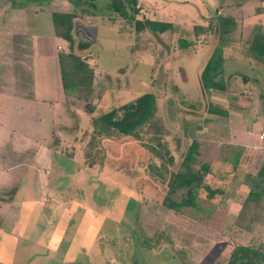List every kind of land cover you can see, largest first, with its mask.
<instances>
[{"label":"rangeland","instance_id":"obj_1","mask_svg":"<svg viewBox=\"0 0 264 264\" xmlns=\"http://www.w3.org/2000/svg\"><path fill=\"white\" fill-rule=\"evenodd\" d=\"M19 1H43L45 10L51 12L75 11L76 27L85 23V18L93 22L89 31L96 41L91 45V62L97 67L98 84L95 82L93 96L97 99L92 97V103L101 110L118 109L145 93L154 94L156 105L152 118L137 134L119 138L116 132L100 135L94 127L88 128L85 110L91 102L80 100L76 109L81 132L75 134V142L70 144L74 148L68 150L63 144L56 150V142L55 148L50 146L52 136L44 131L42 135L40 130L37 138L44 139L40 144L48 141L51 147V157L44 160H53L43 166L48 174L44 187L40 183V193L34 188L31 194L43 198L42 208H32L31 199L34 202L36 197L30 198L29 204L20 193L12 199L15 183L0 187V208L14 200L21 206L25 203L24 210H29V215H23L22 209L11 217L15 220L12 232L8 230L11 223L0 226L4 227L0 229V264H227L237 245H261L264 251V220L250 223L249 230L235 225L242 195L233 187L230 164L222 162L232 154L230 149L223 150L229 145L225 143L227 125L222 126L226 121L206 112L208 105L217 108L218 101H209L199 82L204 55L213 50V60L218 61V55L221 58V83L234 93L244 92L241 97L246 103L252 99L247 91L256 88L254 83L235 80L236 73L250 75L256 66L245 59L251 57V48L241 43L236 46L242 55L233 65L235 55L225 51L230 46L224 21L235 24L239 13L234 20L228 14L216 15L218 0H135L133 6L129 0H121L136 20L172 24V29L157 33L135 30L131 16L111 10L112 0ZM198 11L220 26L219 41L213 46L210 33L204 37V45L193 35L192 27L198 21L190 18L198 17ZM181 40L187 41V48L179 47ZM86 55L80 57L87 61ZM259 81L264 93L263 76ZM47 121L42 119L43 127ZM68 121L73 126L74 120ZM213 128L215 136L209 134ZM16 138L10 139L9 146L19 145ZM193 140L199 143V156L192 168L208 164L210 170L202 184L222 194L216 192L209 199L201 187L196 191L198 209L175 213L162 205L161 195L168 193L174 173L183 170L181 157ZM78 141L81 151L74 145ZM1 152H16L22 159L31 154L25 149ZM43 156L49 157L45 152ZM183 191L180 188L174 196L179 198ZM37 212L39 218L33 223ZM21 215L24 223L17 219Z\"/></svg>","mask_w":264,"mask_h":264},{"label":"crops","instance_id":"obj_2","mask_svg":"<svg viewBox=\"0 0 264 264\" xmlns=\"http://www.w3.org/2000/svg\"><path fill=\"white\" fill-rule=\"evenodd\" d=\"M218 2H220V5L215 10L216 15L228 14L227 17H231L233 20L234 17L237 18L238 13L241 16L239 17L240 19L234 20L235 24H228V20L224 21L223 24L225 28L223 30L230 46L225 51L236 57L232 65L238 64V56L242 55V52L236 47L240 43L248 46L247 48H251V57L245 58L246 61L256 63V66L250 71V75L236 73L235 76V80L239 79L244 83L250 81L256 87L247 91V94L252 96V99L247 101V103L244 101V96L241 97L244 92L234 93L232 92L233 90L229 89H226L225 92L211 91L206 96L209 101H218L217 108L219 107L226 112V116L222 118V121H226V124H222V126L227 125L228 129L225 143L231 146V150L235 148L242 149L240 162L236 170L231 168L230 176L234 179L233 187L235 191L242 195L241 200L243 201L249 187L242 184L241 176L244 174L255 175L264 160V109L262 107L264 93L261 88L262 83L259 81L261 76H263L264 80V0H228L225 2L224 0H218ZM223 2L225 5H221ZM45 6L46 4L43 1L40 3L24 1L22 3L19 0L16 2L13 0H0V187H5L6 183H15L12 199H15L17 193H20L21 198H26L25 202L27 204H29L28 200L30 198L36 197V195L31 196L34 188L40 193V183L43 185L46 175H48L46 173L47 170L43 166L51 165L53 162L51 159H49L48 163L45 161L51 157V154H48L51 149L50 146L53 145L55 148L56 142V150L60 148L61 144L67 150L74 148L70 144L75 142V134L81 132L80 127L77 126L78 112L76 104L82 99L66 95L61 84L58 56L60 53L68 52V44L56 36L52 12L46 11ZM223 7L228 12H225ZM239 8L241 10H238ZM197 15L198 17L196 18H190L198 21L192 27L193 35L198 39H202L199 40V45H204L207 43L204 37L207 38L206 34L210 33L213 46L219 33L218 26L215 25V23L218 25V22H215L213 18L200 14L199 11ZM92 25L93 22L86 20V18L85 23H81L77 27L74 22L73 54L80 57L84 53L90 58L87 61L86 59L83 60L93 69V88L97 89V67L91 62L93 61L91 45L96 41L95 35L89 31ZM211 25H215L213 31L211 30ZM80 38H91L92 40L82 43ZM232 38L233 41L231 40ZM61 42L64 44L62 45ZM83 44H85V47L80 48ZM211 51L205 53L203 66ZM80 58L82 59V57ZM223 75L224 72L222 71V77ZM95 82H97L96 85ZM92 97L94 96L91 95L89 97V101L94 109L92 112L85 110V114L89 120L88 128L92 130L94 127L98 131L94 124V119L108 111H103L100 109V105L98 107L96 103H92ZM94 98L97 99V96ZM101 101H103V98L100 99ZM69 118L74 120L73 126L67 123ZM42 119H48L45 127H43L44 122L41 124ZM84 128L85 132L86 127ZM40 130L42 135L45 132V134L48 133L52 136L50 146L48 141L40 144V141L44 140L42 137L37 138V135H40ZM216 133L214 128L210 129V135L215 136ZM15 136H17L16 140L19 145L17 147L9 146L11 143L10 139H15ZM74 145L81 151L79 141L74 143ZM9 149L30 150L31 154L27 153L29 154V159H22L16 152V155L12 152H1L9 151ZM44 152L49 157H44ZM69 155L71 156V153ZM70 156H64V159H69ZM37 157H40V159ZM28 182L35 184L31 186L27 184ZM21 183L25 184L22 185ZM21 187L22 190L20 189ZM35 199L37 200L34 202L33 198L31 199L32 204H30L33 206L31 207L37 206L40 210L43 198L41 200L37 196ZM18 206L21 208L17 209ZM23 206H26L25 203L21 206L20 203L10 200L5 206L1 207L2 222H0V226L3 223L4 225L11 223L10 227L7 226L9 227L8 230L12 232L13 230L11 231V229L15 227L13 224L15 220L11 219V217L14 214L18 215L19 210L21 211L22 209L23 215H29V210H24ZM38 214L39 212L34 217L33 223L38 220ZM23 215L17 218L21 223H24L25 220ZM15 234L17 238L21 239V234H17V231H15Z\"/></svg>","mask_w":264,"mask_h":264},{"label":"trees","instance_id":"obj_3","mask_svg":"<svg viewBox=\"0 0 264 264\" xmlns=\"http://www.w3.org/2000/svg\"><path fill=\"white\" fill-rule=\"evenodd\" d=\"M127 3L133 6L135 5V0H129ZM110 7L113 12L118 13L120 16H131L130 18L133 19V24L137 31L147 29L151 32L162 33L173 27L172 24L165 22L134 19L132 14L127 13L125 5L121 0H112ZM137 11L136 9L134 10V12ZM51 15L56 36L68 44V52L60 53L58 56L62 89L66 95L86 101L93 95L94 72L83 59L73 54V19L76 17V13L75 11H53ZM215 25L220 29L219 25L216 23ZM215 25H211L212 31ZM219 38L220 33H218L214 45L219 41ZM188 45L185 40L179 41V47L182 49L187 48ZM84 47L85 44L80 46V48ZM212 56L213 50L199 73V82L204 94L211 91L225 92L227 89L225 83H221L222 69L220 55H218V61H214ZM155 105L156 97L153 93L142 94L118 109H113L97 116L94 119V124L98 129L97 133L101 135V133L116 132L119 138L135 135L138 133L140 127L152 118ZM86 108L90 112L94 109L91 105H86ZM206 112L216 113L219 117L226 116L224 110L219 107H212V105H208ZM198 149L199 143L196 140H193L186 146L180 162V167L183 170L174 173L169 183L168 193L161 195L162 205L175 213H186L190 209H198L195 201L196 191L201 187L207 191L209 199L213 198L216 192L222 194L221 191H212L208 186L202 184L205 174L210 170L208 164L202 163L197 170L192 168V165L196 163V159L199 156ZM227 149L231 150V146L224 145L223 150L226 151ZM231 151L232 154L228 155L229 157H224L222 162L229 163L231 168L236 170L242 156V149L235 148ZM158 178L165 185L162 180L163 178ZM241 178L242 184L247 185L249 190L239 206L235 225L242 230H249L250 223L264 220V160L255 175L244 174ZM180 188L184 189V191L179 198H176L174 196L175 192ZM227 264H264V251L261 245L257 247L237 245L232 250Z\"/></svg>","mask_w":264,"mask_h":264},{"label":"water","instance_id":"obj_4","mask_svg":"<svg viewBox=\"0 0 264 264\" xmlns=\"http://www.w3.org/2000/svg\"><path fill=\"white\" fill-rule=\"evenodd\" d=\"M80 40L82 43H87V42H90L92 39L91 38H89V39H81L80 38Z\"/></svg>","mask_w":264,"mask_h":264}]
</instances>
